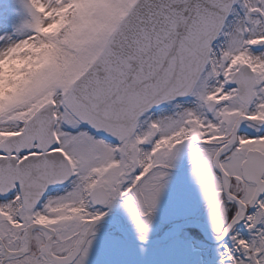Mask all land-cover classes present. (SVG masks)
Instances as JSON below:
<instances>
[{"label":"snow or ice","instance_id":"6c2138e0","mask_svg":"<svg viewBox=\"0 0 264 264\" xmlns=\"http://www.w3.org/2000/svg\"><path fill=\"white\" fill-rule=\"evenodd\" d=\"M83 2L90 17L81 0H22L19 38L0 36V52L47 41L68 9L60 67L0 110V264H87L95 206L117 200L146 241L184 148L218 264H264V0Z\"/></svg>","mask_w":264,"mask_h":264},{"label":"rangeland","instance_id":"374dc122","mask_svg":"<svg viewBox=\"0 0 264 264\" xmlns=\"http://www.w3.org/2000/svg\"><path fill=\"white\" fill-rule=\"evenodd\" d=\"M40 10H44L42 5L40 6ZM93 11L94 9L91 8V5L81 0V3L78 5V15L90 17ZM67 14V8L61 9L56 13V15L59 16V19L54 20L46 27H51L52 25L58 23L61 18H63V20L65 21V26L69 22L67 19ZM46 15L51 16L53 15V13L48 12L46 13ZM25 18L26 12L22 6V0H0V36L12 35L13 38H19V34L16 33L15 29L22 23ZM91 25L92 21L86 18L84 20V23L81 24L79 28L80 30H85ZM57 55L58 60L56 67L59 68V61L60 59H62V57L60 56V50L58 51ZM239 59L243 60L244 58L240 57ZM2 103L3 98L0 97V104ZM162 107L158 112L157 110L160 108L154 110L153 112L158 114H167L173 110L171 105L166 108ZM3 108L4 107H0V110H3ZM188 176L192 177V172L190 173V175L188 174ZM179 184L180 182L178 181L177 184H174L172 186L173 188H176ZM186 184L183 185L182 183L181 185H179L181 193L185 194L186 196L184 198L174 200L173 203L171 202V206L173 204V207L175 209L181 206L180 202L184 203L186 205V210L183 206V210L180 209L181 212L176 213L173 216L170 215L172 211L167 210L166 213L161 212V217L165 221H172L184 215L190 216L200 214L202 220L207 222L206 224L215 235L209 216V210L201 186H199L200 189L196 190V183L191 182L187 185ZM57 188L51 189V192L53 194H56L57 192L63 191V189L56 191ZM194 196H197L198 198H195ZM119 204L120 202L119 200H117L116 202H114L111 208L118 209ZM99 209L105 211L108 208L103 207V209ZM181 222L182 221L175 222L171 228L165 230L161 234H159V231H157V235L155 236V238L164 235L169 230L177 232ZM189 226L192 227L198 225L192 224ZM98 227V232L96 234L94 244L91 248L87 264H218L220 260V252L222 251L220 242H215L207 239L205 237V233L203 232L204 229L202 230V228L199 226L197 227L199 228L197 230H190L189 232L191 234H189V232H184L182 235L179 234L180 236L177 235L168 242L159 246H145L138 243H131L125 240L124 236L120 235V231L116 230L111 224H100V226ZM99 229L103 231L106 230V232L104 231L102 233Z\"/></svg>","mask_w":264,"mask_h":264},{"label":"clouds","instance_id":"9594fccd","mask_svg":"<svg viewBox=\"0 0 264 264\" xmlns=\"http://www.w3.org/2000/svg\"><path fill=\"white\" fill-rule=\"evenodd\" d=\"M63 18L51 27L42 28L41 32L48 36L44 40H23L6 52H0V107L14 101L18 96L26 94L35 83V78L47 70L57 66L58 47L51 37L63 27Z\"/></svg>","mask_w":264,"mask_h":264},{"label":"flooded vegetation","instance_id":"af4514ba","mask_svg":"<svg viewBox=\"0 0 264 264\" xmlns=\"http://www.w3.org/2000/svg\"><path fill=\"white\" fill-rule=\"evenodd\" d=\"M169 105L170 104H167V105L163 104V105L153 109L152 111L160 108V109L157 110V112H158L159 110H161L162 106L164 108H166ZM155 115L159 116L161 114L155 113ZM191 172H192V177H189L188 174L190 175ZM178 181L180 182L179 185H181L182 183H183V185H185L186 183L188 184V183L194 182V183L197 184L196 190L200 189L199 188L200 184H199L196 176L193 174L192 164H191V159H190V153H189V150L187 148L183 149V151L181 152L180 157L178 158V160L175 163V167L170 170V176L168 178V183H167V186H166V188H165V190H164V192L162 194V197L160 199V202H159L160 205H158V208H157V210L155 212L153 223H152L151 230H150V233H149L148 237L156 236L157 235L156 234L157 231H159V234L163 233L165 230L171 228L174 225L175 222H180V221H183V220H186V219H189V218H197V219H201L202 220V218L200 217V214H195V215H190V216L184 215V216H182L180 218H177V219H174L172 221H165L161 217V214H162L161 212H165L166 213L167 210H171L172 211L170 213L171 216L175 215L176 213H180L181 212L180 209L183 210V208H182L183 206H184V209L186 210V207H185L186 205L184 203H182V202H180L181 206L180 207L177 206L178 208H176V209L173 207V204L171 206V202L173 203L174 200H178V199L184 198L186 196L185 194L181 193L179 185L176 188H173L172 185L177 184ZM61 189H63V188L62 187L57 188L56 191L61 190ZM194 197L198 198L197 196H194ZM119 202H120V204H119V208L118 209H113V208L109 209L108 208L107 210H105V212H107V214L113 213V212H118L123 217L124 222L127 225V227L134 234L138 235L137 228H136L133 220L131 219L130 214L128 213L126 207L124 206L122 201L119 200ZM96 207L103 209L104 206L97 205ZM169 208H171V209H169ZM187 208H188V204H187ZM198 213H200V212H198ZM197 227L198 226H192V227L191 226H186L185 228H183V230L181 231L180 235H182L184 232L187 233L190 230L199 229ZM104 231L106 232V230H104ZM104 231L100 230V232H102V233ZM119 233H120V235L124 236L121 232H119ZM189 234H191V233L189 232Z\"/></svg>","mask_w":264,"mask_h":264},{"label":"water","instance_id":"95a60500","mask_svg":"<svg viewBox=\"0 0 264 264\" xmlns=\"http://www.w3.org/2000/svg\"><path fill=\"white\" fill-rule=\"evenodd\" d=\"M51 187H55V186H50ZM114 215H116V217H119L120 215L117 214V213H114V214H110V215H107L105 216L100 223H103V222H107L111 217H114ZM192 219L191 220H185V221H182L180 223V226H179V229L177 232H174L173 230H169L167 231L164 235H162L161 237H158V238H150V239H147L146 241H141L139 239V237L133 235L131 233V231L127 228L126 225H124V232H125V237L127 238V240L131 241V242H135V243H141V244H144V245H150V246H158V245H161V244H164L166 242H168L169 240H171L172 238H174L175 236H177L179 233H180V230L182 229V227L184 225H187L189 222L191 223ZM99 223V224H100ZM200 224L202 225L203 229H204V233H205V237L207 239H210L211 241H215V242H219L215 235L212 233V231L210 230L209 226L203 222V221H200Z\"/></svg>","mask_w":264,"mask_h":264}]
</instances>
